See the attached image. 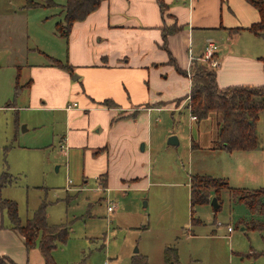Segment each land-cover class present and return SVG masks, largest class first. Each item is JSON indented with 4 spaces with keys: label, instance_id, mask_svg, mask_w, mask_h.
<instances>
[{
    "label": "rangeland",
    "instance_id": "374dc122",
    "mask_svg": "<svg viewBox=\"0 0 264 264\" xmlns=\"http://www.w3.org/2000/svg\"><path fill=\"white\" fill-rule=\"evenodd\" d=\"M47 1L0 0V177L7 173L11 180L0 196L16 204L21 224L43 207L48 225L67 227L66 241L51 253L55 264H132L142 257L147 264H165L167 247L175 248L178 264H264V256H257L264 231L250 229L257 216L238 201L239 193L221 190L218 210L210 203L190 205V177H217L234 157L224 153L220 160L207 150L215 125L190 118L182 99L172 105L176 110L153 113L144 151V142L136 154L115 146L107 189L90 173L96 166L88 153L62 144L64 115L28 107L22 69L49 64L47 56L64 52L55 24L66 0H51L57 7L31 5ZM255 129L264 152V114ZM172 135L178 145L167 144ZM132 175L141 179L124 182ZM0 229V254L18 264H33L36 254L42 258L38 245L26 253L5 212Z\"/></svg>",
    "mask_w": 264,
    "mask_h": 264
},
{
    "label": "crops",
    "instance_id": "0c3cea01",
    "mask_svg": "<svg viewBox=\"0 0 264 264\" xmlns=\"http://www.w3.org/2000/svg\"><path fill=\"white\" fill-rule=\"evenodd\" d=\"M162 1L164 11L159 0L102 1L84 20L72 25L67 40L59 37L65 42L63 55L47 56L68 64L70 71L50 63L22 69L26 82L21 87L28 107L64 115L62 144L88 153V161L96 166L90 173L95 174L97 183L102 179L103 189L113 172L115 146L135 154L144 151L153 113L175 109L172 105L190 93V77L179 74L173 63L188 73L194 60L203 57L207 43L213 42L219 61L215 68L219 88L264 85V36L247 30L259 22L258 11L249 2ZM60 18L62 21V15ZM172 26L177 29L165 41L162 29ZM236 29L240 31H233ZM182 102L187 108V100ZM209 119L215 128L207 150L220 160L224 153L234 157L232 163L225 160L214 176L225 179L232 189L263 187L264 152L227 153L215 147L220 116L209 113L200 123H209ZM139 142H144L140 151ZM260 178L263 186L257 187ZM132 179L141 178L132 175L124 182ZM2 220L0 210V227ZM36 255L39 258L33 264H41L42 258Z\"/></svg>",
    "mask_w": 264,
    "mask_h": 264
},
{
    "label": "trees",
    "instance_id": "16d2710c",
    "mask_svg": "<svg viewBox=\"0 0 264 264\" xmlns=\"http://www.w3.org/2000/svg\"><path fill=\"white\" fill-rule=\"evenodd\" d=\"M102 1L105 0H66L65 4L61 6L62 21L56 24V34L67 40L72 25L75 22L84 20L86 16L99 7ZM246 1L259 14V22L251 25L247 30L256 36H264V1ZM31 5L55 6L51 0H48L45 5L39 3H32ZM159 5L160 10L164 11L165 4L162 0H159ZM260 27L263 29H260ZM176 29L174 26L171 29L163 28V39L166 41L167 36L174 33ZM233 31H240V29ZM197 60H194L189 71L191 80L190 93L183 98H189L187 108L191 117H195L196 122H200L206 119L209 113L214 112L219 114L220 119L218 121L217 137L214 146L227 153L262 150L255 125L259 116L264 114V85L219 88L216 83L215 69L211 68L209 64H206V66L198 64L201 59L198 58ZM170 61L172 63L173 59H170ZM262 61L264 69V59ZM50 62L52 66L70 71L68 64L61 63L52 58H50ZM173 65L179 74L183 76L187 75L185 71L180 70L174 63ZM17 87L16 85V89ZM16 93H19V91L17 90ZM109 103L112 102H105V105ZM10 183V176L7 173H3L0 177V190ZM221 190L239 193L238 201L245 203L250 213L257 216V220L251 222L250 229L264 231V186L242 192L241 190L232 189L225 179L207 175H193L190 177L189 183V202L191 207L209 204L211 192L219 200L218 196ZM0 210L7 215L10 229L21 237L26 253L38 245L42 256L41 264H55L51 253L56 248L58 242L64 243L66 241L68 235L66 226L48 225L43 207H40L33 217L27 220L25 225H22L16 204L11 200L1 198V196ZM257 256H264V249ZM164 262L165 264H178L175 248L167 247L165 249ZM0 264L16 263L9 256L0 255ZM77 264L85 263L81 261ZM132 264L147 263L145 258L142 257L133 261Z\"/></svg>",
    "mask_w": 264,
    "mask_h": 264
},
{
    "label": "built area",
    "instance_id": "2783aa9c",
    "mask_svg": "<svg viewBox=\"0 0 264 264\" xmlns=\"http://www.w3.org/2000/svg\"><path fill=\"white\" fill-rule=\"evenodd\" d=\"M217 54V46L213 42H208L204 53H203V58L205 59L206 63L209 64V66L213 69L217 68L219 65L218 58L216 57ZM188 77L190 76V73H187ZM76 104H73L75 106ZM192 119H195L194 117H191ZM63 148V146H62ZM115 209L114 206L108 205L107 211L108 212H113Z\"/></svg>",
    "mask_w": 264,
    "mask_h": 264
},
{
    "label": "water",
    "instance_id": "95a60500",
    "mask_svg": "<svg viewBox=\"0 0 264 264\" xmlns=\"http://www.w3.org/2000/svg\"><path fill=\"white\" fill-rule=\"evenodd\" d=\"M167 144H168V145H178V140H177V138H176L174 135H172V136H170V137L168 138ZM141 147H142V146H141ZM141 149H142V148H141ZM210 204H211V206L213 207L214 210H217V209L219 208V204H218V202H217L216 197H213V198L210 200ZM135 251H137V250H135Z\"/></svg>",
    "mask_w": 264,
    "mask_h": 264
}]
</instances>
